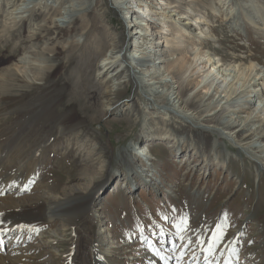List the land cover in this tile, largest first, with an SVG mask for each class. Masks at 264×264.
I'll return each instance as SVG.
<instances>
[{
	"label": "rangeland",
	"instance_id": "obj_1",
	"mask_svg": "<svg viewBox=\"0 0 264 264\" xmlns=\"http://www.w3.org/2000/svg\"><path fill=\"white\" fill-rule=\"evenodd\" d=\"M11 1L0 0V169L4 166L2 171L7 174L5 177L0 174V211L11 214L22 208L35 210L43 203L59 205L93 186L98 192L90 208L71 224L55 217V226L39 225L36 231L24 229L13 240H7L5 234L0 233V238L4 237L0 239V263L91 264L92 260V264H264V174H258L252 158L237 155L231 142L193 125L185 131L178 117L170 120L161 116L158 109L150 108L144 113L143 105H147L148 98L142 96L139 89L135 96L134 87L129 86L127 93L119 99L120 106L132 103L143 120L138 118L131 124L135 116L130 119L122 111L105 114L99 97L104 87L92 68L97 63V57L93 56L95 50L85 46L89 39L102 37L105 31L97 33L90 29V23H85L76 35L63 39L56 46L63 48L67 42L79 40V34L87 35L86 44L73 57L68 52L57 54L63 65L55 72L56 86L65 98L58 97L53 114L64 116L62 126L72 130L58 134L52 121L32 122L44 109L40 105L49 104L53 97L41 98L47 87L37 84L19 86L17 83L15 86V83L13 92L10 91L8 86L1 85L7 75L5 68L14 66L26 56L28 66H36L42 61L49 64L45 56L36 58L26 54L20 41L29 32L38 33L34 29L44 25L46 19L58 18L52 14L57 7L63 9L65 4L81 3L82 0H66L60 6L56 0H48V6L37 12L36 20L17 19L19 21L14 23L7 14L11 7L7 4ZM107 1L111 6L117 0ZM128 1L133 3L129 6L132 9L141 2L150 5L152 11L162 5V0ZM167 1L177 6V9L163 6L164 12L171 10V14L176 15L167 22L170 29H175L172 30L174 36L161 35L167 26L162 25L165 21L159 14L162 10H156L158 14L152 13L151 17L159 25L147 31L151 46L149 40L141 41L145 51H152L151 61L156 62L158 51L166 50L164 46L152 45L153 41L167 37L175 45L184 44L183 55L188 57L198 50L207 58L219 59L220 64L237 65L240 71L252 70L251 76L264 72V0H164ZM97 3L93 0L87 10L98 9ZM182 13L191 18L199 16L205 24L202 22L194 29L181 26L178 17ZM130 15L119 7L110 8L109 28L117 33L124 31V49L131 59L138 55L145 57L133 47L140 38L134 32L128 35V31H132L126 29ZM80 21L78 18L74 24L80 26ZM10 23L16 27L7 31ZM140 23L146 24L144 20ZM102 26L96 18V28ZM108 44L107 39L104 51ZM38 47L40 50L35 51H47L52 45L40 43ZM57 49L55 52L58 53ZM82 53L91 66L89 70L81 67L82 60L77 59ZM173 55L166 58L176 57ZM71 58L75 59L72 61ZM160 65V68L164 66ZM72 87L83 89L76 93L77 96L68 98V95L72 96ZM162 89L160 87L159 91L165 93L166 89ZM260 89L261 97L252 98V103L242 112H251L253 106L264 101V87ZM8 91L10 98L6 95ZM189 94H185L184 99ZM237 101L241 104L244 99ZM238 103L230 106L235 109ZM75 125L78 126L75 128ZM215 140L217 148L214 150ZM144 145L150 147L151 160L137 161L135 153H139ZM127 148H130L129 152ZM119 150L128 152L119 158L121 166L111 160L118 159ZM225 153L235 158L230 157L226 165L223 164ZM100 165L105 167L97 173ZM128 166L138 173L145 171L150 182L138 186L140 180L135 178L136 184H126L124 178ZM17 173L21 177L12 186L10 182ZM93 173L96 175L92 176ZM21 185L23 188L17 191ZM98 214L101 218L97 221ZM185 220L187 227L183 223ZM62 223L68 225L64 231ZM217 223L226 226L225 237L209 253L204 249ZM177 225L182 230L178 231ZM48 234H53L57 240L48 238ZM181 236L184 238L180 239ZM198 239L204 244H198ZM53 241L48 247L47 243ZM93 252L99 255L94 257Z\"/></svg>",
	"mask_w": 264,
	"mask_h": 264
},
{
	"label": "bare ground",
	"instance_id": "obj_2",
	"mask_svg": "<svg viewBox=\"0 0 264 264\" xmlns=\"http://www.w3.org/2000/svg\"><path fill=\"white\" fill-rule=\"evenodd\" d=\"M65 1L66 0H56V2H58V6H60ZM97 2V12L94 9L87 10L92 5L93 0H82L81 3L65 4L63 5V9H60L61 7H57L58 10L54 11L52 14H54L55 17L59 16L58 18H54L52 16L53 18L46 19L47 22L44 25L34 29L38 33L29 32V34L22 41H20L22 42V50L26 54L36 58L45 56L47 57L49 64L46 65V62L42 61L41 64L36 66L35 64L28 66L26 64V58L28 56H26L21 61H17L14 66L5 68L7 75H5L4 81H1V85L5 87L8 86L10 91L13 92L15 83V86H21L22 84H25L26 86L37 84L42 85L43 88L47 87V90L44 92V95H42L41 98L44 99L53 97V101H51L49 104L40 105L44 106V109L41 110L42 113L37 117L34 115L35 120L32 122L38 124L39 122L46 123L47 121H52L58 130V134H64L66 131L72 130L70 128L66 129L62 126L61 119H63L64 116L60 115L59 113H56V115L53 114V106L55 105V101L61 96L65 98L63 94L59 93L60 89L56 86L55 72L60 68V65H63L60 64L63 62L62 60L59 62L57 54L68 52V54L71 53V57H73L75 55L74 53L83 48V46L86 44L87 35L79 34V40L67 42L66 46H63V48L57 47V49L56 46L60 44L63 39H66L73 34L76 35L77 31L83 29V27H81L83 24L90 23V29H95L97 33L105 31V35H102V37H96L93 40L89 39L88 43L85 45L95 50L93 56L97 57V63L92 68L95 69V75L98 77L99 83L104 87V90L100 93L99 97L101 98V110H103L105 114L107 112L112 113L122 111L123 115L129 117L130 119L132 116H135V118L132 119V122H130L131 124L136 123L138 118L143 120L140 115H138L137 109L132 103L122 104V108L120 106L119 99L127 93L129 86H131V88L134 87L135 96H138L137 90L139 89L141 92L140 94L145 96L146 99L148 98L147 105H143L144 113H146V111L150 108H153L156 111L158 109L161 111L159 114H163L161 115L163 117L165 115V118H169L171 120L173 117H178V119H180L182 122L181 128L185 131L188 127L193 125L192 127L194 128L206 130L207 132L215 134L216 137L218 136V139L231 142L237 150V155L244 154L248 158H252L257 167L256 169L258 174H264V101L258 104L256 107L253 106L251 112H242L243 110L247 109L246 105H250L252 103V98L254 99L261 97L259 96V92H261V86L264 87V72H256V77H254L251 76L252 70H250L251 72L246 69L240 71V68L237 67V65L234 66L230 64H220L219 59L207 58L204 53L198 52V50H196L190 57L183 55L185 49L182 47H184V44L175 45L172 43V40L169 41L167 39L169 36H174L172 33L173 29H170V26L167 24L169 21L168 19H172L176 15L171 14V10L164 12L163 6H168L170 9H177L176 5H172L168 1L164 2V0H162L161 7H159L157 4L158 7H155L153 11L150 5L144 4L142 2L141 3L144 4L143 9H138V5L134 6L132 9L129 6H131L133 3L128 0H117L115 1V4L111 3V6L108 4L107 0H97ZM42 4L43 7L41 6ZM7 5L11 6L7 9V11L10 10L7 14L10 16V20H12L11 23H14L26 18L36 20V16L39 15L37 12H39V10L42 8L44 9L46 5L48 6V0H12ZM113 5L115 8L119 7L121 11H125V13L129 15L131 14L128 16L131 21L127 23L126 29L132 30L128 31V35H132L134 32L133 34H135L137 38H140L139 43H141V41L148 40V43L151 42L150 38H148L147 31L149 28H155L159 25L154 21V18L151 17L152 13L158 14L156 10H162L159 12L163 19H165V21H162V25L165 26L166 24L167 26H163L164 30L163 32L161 31V35H164V33H167L168 35L164 40H161L162 37H159L157 41L155 39L152 43L154 46H164V49L166 48L165 51H158L156 62L150 60V58H152V51H145L146 48H142V43H138L139 45L134 44L133 47L136 49V52L140 51V54L146 55L145 57H139L138 55L135 59H131L126 54V50L124 49L126 34L124 31L119 33L116 31L113 32V29L109 28L110 24H108L107 17L110 8L114 7ZM36 8H38V11ZM134 8L140 11L141 17H138L139 14H136ZM185 14L186 13H182L181 16L178 17V19L181 21L180 23L179 21L177 22L181 26L194 29V27L196 28L198 24L201 25L200 23L205 22L204 20L202 21L201 17L199 16L191 18V16H185ZM78 18L81 20L79 22L81 24L80 26H76L74 24ZM96 18L103 23L102 27L96 28ZM138 20H144L146 24L140 23ZM11 23L7 28V31L15 29L16 25ZM146 27L147 29L145 30ZM179 37L181 38V35ZM179 37L177 35V38ZM107 39L109 44L107 50L104 51L105 47L107 46ZM181 42H183V40H180V43ZM40 43L46 46L52 45V47L47 51H35V49L40 50L38 47ZM56 49L59 50L58 53L55 52ZM153 52L155 54L157 53L155 50ZM173 54H175L176 57H172L170 59L166 58L168 56H174ZM93 56H91V59ZM78 58L82 60L81 67L85 68V70L91 69V66L84 53H82L80 56H77V59ZM74 59L75 58H71L72 61ZM28 62L30 63V61ZM160 64L164 66L160 68ZM67 68L69 67L67 66ZM245 72L247 73L245 74ZM234 80H237V82L233 83ZM174 85L177 86L174 87ZM223 85H226L224 89H222ZM160 87L166 89V92L162 93V91H159ZM82 89L83 88L72 87V93H70L72 96L68 95L67 97L70 98L77 96L76 93H79ZM10 91L7 92V96H9L11 93ZM188 93L190 94L186 99H184V95ZM8 98H10V96ZM240 98L242 100L244 99V101H240L241 104H239L237 101ZM70 101H72V105H74V99L71 98ZM164 101L172 104L164 103ZM237 103L238 109L235 107V109H233L231 106H234ZM254 104L255 103H253V105ZM230 107L232 109H230ZM169 114H171L170 117L168 116ZM241 114H245V116ZM181 115L183 116L180 118L179 116ZM213 121L216 123L212 125L208 124L212 123ZM142 124L144 125V121ZM77 126L78 125H75L73 127L76 128ZM141 134L143 135V133ZM216 140L213 145L215 146L213 148L214 150L217 148ZM149 148L150 147L144 145L140 150L141 152L139 151V153H135V156L138 157L136 160L139 161V159L142 158L151 160V152ZM127 151L129 152L130 148H127ZM127 151L119 150L117 155L118 159L111 160H113L116 165L121 166L119 158L125 156V154L128 153ZM234 156L237 158L236 155ZM230 157L235 159L232 154L225 153L223 164L226 165ZM197 165L198 164H196V166ZM104 167V165L98 166L96 169L97 173L98 171H103ZM129 167L130 166L125 169L126 173L124 179L125 181L127 180L126 184H136L133 181L135 178L140 180L139 185L137 184L138 186H140V184L142 185L144 183L150 182L148 180L149 176L145 171L138 173ZM3 168L4 166L1 167L0 174L2 177H5L7 174L4 175V171H2ZM19 169L20 166L18 171ZM95 175L96 173L92 174V176ZM20 177L21 176L19 173L15 174L13 180L10 182L11 185L13 186ZM151 177H153V175H151ZM144 179L147 180L142 181ZM98 186H100V183ZM95 187L96 186H93L91 190L88 189V191L85 193L76 195L74 199L59 205L55 203H43L39 207L37 206L38 208L35 210L32 208H22L17 213L15 212L11 214H5L0 211V233L5 234V238H7V240L8 238H12L13 240V237L24 229L27 231H33V229L37 230V226L39 225L55 226L57 221L55 217H60L62 221L64 219V221L71 224L78 216L83 214L92 205V202L94 201L98 192V189ZM20 188H23V186L21 185L16 190L18 191ZM100 218L101 216L98 214V216H96V220L98 221ZM20 225H23L24 227H19ZM66 226H68L66 223L61 224L63 231L65 228H67ZM18 237L19 236L17 235V239ZM48 238L56 239L53 234H48ZM54 242L55 241L52 243H46L48 244V247H50ZM185 244H187V242ZM98 255L99 253L96 254V252H93L94 257ZM22 256L25 257L24 253H22ZM16 261L17 259L14 260V262ZM90 262L91 264L93 263L92 260H90ZM4 263L5 262L1 261L0 264Z\"/></svg>",
	"mask_w": 264,
	"mask_h": 264
},
{
	"label": "snow or ice",
	"instance_id": "obj_3",
	"mask_svg": "<svg viewBox=\"0 0 264 264\" xmlns=\"http://www.w3.org/2000/svg\"><path fill=\"white\" fill-rule=\"evenodd\" d=\"M185 227H187L186 220L183 222ZM19 227H24L23 225H20ZM178 231L182 230L180 229L179 225H177ZM225 228L226 226L223 223H217L215 229L212 230V235L209 237L207 242V247L204 249L206 252H212L215 250V247L224 239L225 237ZM33 231H36V229H33ZM184 237H180V239H183ZM198 244H204L203 240H197ZM207 259V258H206Z\"/></svg>",
	"mask_w": 264,
	"mask_h": 264
}]
</instances>
